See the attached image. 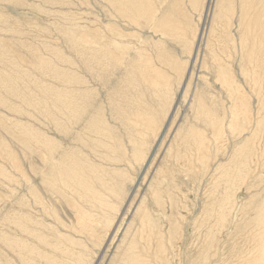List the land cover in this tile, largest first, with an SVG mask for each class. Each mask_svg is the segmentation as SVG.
Returning <instances> with one entry per match:
<instances>
[{
  "label": "rangeland",
  "instance_id": "rangeland-1",
  "mask_svg": "<svg viewBox=\"0 0 264 264\" xmlns=\"http://www.w3.org/2000/svg\"><path fill=\"white\" fill-rule=\"evenodd\" d=\"M175 1L176 0H148V7L155 9L159 17L169 14V10L173 6L184 7L190 14L189 20H192V36H194L195 31H204L203 28H205L206 38H208L211 30L213 29L214 43L212 42L209 51L206 48V41L205 44H203V48L201 49V53L199 55L198 64L197 62L195 63V71H191V74H194L192 75L193 77L190 74V82L193 84L192 85L190 83V100L187 103H182L181 101V104L177 106V109H179L176 117L177 119L175 120L174 125L170 129L168 128L167 141H165L167 143L161 141L159 148H157L155 152L153 151V145L157 140V137L158 140H160L159 136L162 134L164 128L162 125H165L164 122L167 119L166 118L162 120L163 117L161 116L163 124L161 123V128L158 131V133L161 134L156 136V134L150 133L145 139V142L148 144L147 153L149 151L148 157L146 158L147 160L138 161L135 159L134 162L133 160L130 162V160L127 159V155L125 156V163L124 161L119 162L118 166L131 172V174L128 172V179L132 180L138 176V181L136 182L137 184L133 185L135 187V193L133 195L135 197L132 201L133 206L132 208H128L130 206L129 202L127 205L128 207L124 208L125 211H122L123 214L121 213L119 215L117 224L114 227L115 230L111 231V235L107 237L104 245L100 248V250L102 249L103 251L100 252L96 245H94L95 243L89 241L86 238L85 242L88 245L87 247L89 250L87 255H90L91 260L95 258L92 264H129L126 263L124 259H121L123 248L118 250L119 246L121 245L120 243L124 239L125 246L129 244L128 242H136L135 240H137L136 244H139L141 236H143L146 241L141 240L142 242L140 241L139 248L143 256L142 260H147V264H235L236 261L242 259V257L246 254L248 244L252 246L250 233L257 225V222L259 221L257 219L258 217L260 218V213L262 211L264 212V158L257 161L253 159V164L251 163L249 167L244 166L249 162L251 156L249 149H252V146L245 147V145L248 144L252 139V134L256 128L258 127L257 129H259L260 127L264 126V61L262 64H260V67H257V65L253 67L248 60L244 59L246 58L244 55L242 57V54L240 53V44L238 42L236 43L237 50L239 48L238 53H236L234 50L233 45L228 46L224 42V28L229 24L231 17V14L228 12V10H226V2L224 3L223 8L220 9L221 0H212L210 15L208 16L203 27L200 25V28L202 27L200 29L198 28V25L200 24L198 21V14L195 12V9L193 10L191 7L189 3L190 0ZM237 1L238 0H236V2ZM108 4L109 3L105 2L104 0H52V2L50 0H0V12L2 11L5 21L8 23H4V30L1 32L2 39L5 42H3V49L6 48V51L4 50V52L6 53L7 57H9L6 58V62H0L1 65H3H0V73H3V75L5 74L4 76L6 77L10 75L12 76L13 70H15L17 65V69L22 70L23 73L26 72L28 77L27 86L28 88L32 89L30 90L29 94L33 95L36 101H39L40 103L38 108V106L27 101L25 97L21 96V99L12 97L8 91L0 89V96H2L0 100V164L2 167L4 166L3 168L6 167L7 172H11L13 176H16L17 174L12 167V162H24L26 164V168L30 169L28 170V174L32 175V180L37 184L40 183L43 187L42 178L39 176L37 180H35L34 172L37 170L35 167H31L32 165H30L33 164V166H37L36 147L33 143L34 141L31 140L33 138V133H37V130L41 132L43 130L42 134L47 138H54L58 141L63 140L64 147L67 146L65 140H68V138H65L64 140L63 133H61V135L55 134L51 129L48 120L44 118L43 109L49 104L42 101L41 98L49 99L50 97L46 96L45 92H42L39 88L41 87L43 89H50L56 92V90L59 88L64 87L65 81L62 80L61 76L69 72L70 64L72 62L79 63V61H81V54L73 47L74 44H79L81 42V34H84L85 32H91L93 35H95V37H97L96 35L102 36V33L106 32V35H109L110 32H108V28L105 25H110L114 22L110 26L121 29V34L124 36L120 38H122L121 40H123L125 44H120L119 48L126 46V44H131V46H128V48L131 47L130 49L131 54L133 53L132 55H137L138 50L142 51L143 49H147V47V54L151 55L154 53L152 47L153 42H158L160 36H155L150 30L146 29H139V31H136L135 27L137 26L131 25L129 23L131 20L128 17H122L120 14H117L115 9L110 4ZM174 12H178V8ZM111 18H113V20ZM130 18L132 19L131 16ZM101 19L102 21H100ZM143 20L144 21L141 20V26H144L146 23V19ZM189 20L183 19L181 23H188ZM238 25V16L235 13L232 15L231 27L233 29L230 28V31L231 34L236 37L235 40L237 39V41H239V38L241 37L240 32H242V29ZM98 27L105 29H103V31ZM80 29H82V31H80ZM237 35L240 36L238 37ZM69 36L71 37V40H68ZM71 41H74V44H70ZM160 41L161 46L158 45L159 47H166L169 52L175 54L179 62L181 61L180 63H183L187 66L185 62L188 60V57L186 56H189V51L192 45L191 47L186 48L185 46L171 40L170 38ZM111 47L114 48L113 45H111ZM132 47H135L136 49ZM229 48L230 52L234 54L232 55L233 58H230L229 54L227 56ZM210 53L217 55L216 60L222 65L224 73H228V76L231 78V85L233 89L238 92L240 97L248 103V108L251 110V114L247 116V114L241 113L239 115V120L241 124L243 123L242 125H240L239 120L233 122V109L235 103L234 91L231 92L230 88L223 86L217 80L218 73L220 72L217 67L218 62L215 59L213 60V58L209 55ZM43 61H47L49 63V67H52V69L55 68L57 72L52 73V69L43 67ZM74 66L76 67V70H82L80 69L79 65L75 64ZM108 69L109 70H106L105 72L106 75L110 76H108L110 80H108V84L107 82L96 83L91 81L87 72L84 71L83 75H86L87 81L85 86L94 91V99L91 110L98 108L103 110V118L106 124H108L110 127H113L114 125V127H117L118 132H120L122 130L123 122L122 120L117 119L113 105L109 104V102L110 99L111 101H115V97L122 93V97H120L119 102L124 105V108H126L127 111L130 108V98L128 95L125 96L123 94L126 92L125 89L127 87L125 82L127 67L123 64L113 63L108 67ZM115 69L118 70L115 71ZM242 69L244 70L245 74H242ZM257 69L258 73L257 76H255ZM171 70L173 71L172 73ZM172 75L176 77L173 81V84L175 92L178 95V88L182 75L178 72L175 73V71L170 68V76ZM17 82L22 83L20 81ZM94 83L101 84V86H96ZM22 90H24V88ZM97 90H101V92H103L99 93ZM198 92L204 94L205 99L207 100L206 103L208 108H213L209 109L211 114L210 116H208L207 113L202 112L201 109L197 112L191 108V103L193 102L191 99L193 94L196 95ZM149 96L150 94L148 92L147 96H144L145 98L143 97L145 101H150L152 99V96ZM103 107L104 109H102ZM223 108L225 110L224 112ZM214 111L216 113L219 112L220 114H216ZM212 112H214V114ZM224 115L226 116L227 120L225 119ZM222 116L224 117L221 118ZM242 118H244V121ZM211 119H219L221 123L223 122L222 125L225 127V129L223 138L221 140H216L215 135H212L213 130L211 129ZM231 122L233 124V128L230 129ZM175 124L177 125L175 126ZM41 125L43 127H41ZM191 127H198V131L203 132L205 137H209L205 140L208 143V156L210 157L208 162V164L210 163L209 166H207V164L205 167L200 160L198 161V153L195 146L198 141L193 143V145L190 147V145L186 143L187 141L183 139L184 134L187 132L186 129L189 130ZM179 128H181V132L178 135H181V137L177 136V138L174 139L173 137L176 135V131ZM77 130H81L80 127H78ZM118 132L116 131V133ZM118 134L119 136L121 135L120 133ZM168 140L171 142V144ZM105 141H112V139L106 138ZM179 141L182 143L179 154L181 157L186 156L187 163L181 162L176 158ZM123 142H125V150H128V154H132L134 151L133 143H130L127 138L123 140ZM262 144L263 145L261 147H257V150H260V152L264 151V143L262 142ZM31 146L32 148H30ZM64 150L65 148L61 149L60 153H62ZM97 150L101 154L93 153L90 150L88 153L90 157L92 156L93 159L96 158V160H99L97 162H100L98 156L101 155L103 157L106 153H103V149L97 148ZM153 152L154 154H152ZM235 154H238L240 165L243 164V173L241 176H238L237 171L231 169L234 167V160H236ZM114 155L119 156V151ZM151 155L152 160L148 164V160ZM129 162L131 166L129 165ZM136 164L140 166L138 167ZM125 166H127V168H125ZM257 173L259 174L258 176ZM1 179L3 178L0 176V231L3 229V218L6 217L7 214L9 215V212L12 213V211L16 210V202L18 200L17 198L19 197V191L16 185H13L10 190L8 186L6 187L2 183ZM154 192L157 194V196H154ZM6 196H9V198ZM121 196H123V194ZM226 197H229L230 204L223 211L221 210V204L222 200ZM57 199L59 200V197H57ZM60 201L61 200L58 202V205L60 206H58L59 208L57 207L58 213H62L63 219L68 221L65 223L66 225H74L73 218H71V214L73 213L72 210H70L71 208L65 204L64 199H62L61 202ZM139 207H141V215H137L136 213L138 212L137 210ZM225 214V220L221 221L223 215ZM144 215L146 217L145 222H143ZM120 223L123 224L121 228L119 227L121 230L118 229V233L115 234L116 228L120 225ZM58 225L60 226V224ZM65 230H63V234L65 232V234L72 236L70 234L72 233L71 229ZM68 231L71 232L69 233ZM126 232L127 235H125ZM152 233L153 235H151ZM114 234L115 237L113 238ZM149 235L152 237L151 240L148 238ZM161 238L164 241V248L166 249L165 252L157 254V244ZM110 240L113 241L111 242ZM150 243L154 245L152 249H150ZM92 244L95 246V248H93ZM144 257H147L145 258L146 260ZM15 258L16 257L13 251L0 244V264H20V260L17 258L16 260ZM89 260L90 259L88 257V264Z\"/></svg>",
  "mask_w": 264,
  "mask_h": 264
},
{
  "label": "bare ground",
  "instance_id": "bare-ground-1",
  "mask_svg": "<svg viewBox=\"0 0 264 264\" xmlns=\"http://www.w3.org/2000/svg\"><path fill=\"white\" fill-rule=\"evenodd\" d=\"M50 1L52 2V0ZM104 1L108 2L115 9V12L117 14H120L122 17L123 16L128 17L131 20L129 21V23L133 26H137L135 27L136 31H139V29L150 30L153 35L160 36V39L158 42H153V46H152L154 52L153 54L151 55L147 54L148 53L147 50L148 47H147V49H143L142 51L138 50L137 55H132L133 53L131 54V49H130L131 47L128 48V46H131V44H126V46L119 48L120 44H125V42L121 40L122 38H120V37H124L121 34V29L110 26L114 22L111 23L110 25L104 24L105 26H107L108 32H110L109 35H106V32H103L104 31L103 29L105 28L101 29L98 27L100 30H103L102 36L96 35L97 37H95V35H93L91 32H85L84 34H81L82 40L79 44L73 43L77 38L73 42L72 41L70 42V44L71 43L74 44V45L72 44L74 49H76L81 54L82 62L81 61H79V63L72 62L70 64L69 72L61 76L62 80L65 81L64 87L62 88L58 87L59 89L56 90V92L50 89H43L41 87L39 88L42 92H45L46 96L50 97L49 99L41 98L42 101L49 104L46 108L42 106L44 108L43 109L44 118L48 120L50 127L55 134L61 135V133H63L64 140L65 138L66 139L68 138V140H65L67 146L64 147L63 140L58 141L57 139L54 138L53 139L47 138L42 134L43 130L42 132L37 130V133H33V138L31 140L34 141L33 143L35 144L36 147L37 166H33V164L30 165H32L31 167H35L37 170L36 172H34L35 180H37L39 176L42 178L43 187L41 186L40 183L37 184L35 181L32 180L31 178L32 175L28 174V170L30 169L26 168V164L24 162H20V163L17 161L12 162L13 165L12 167L17 174L16 176H13V174L9 171L7 172L6 167L3 168L4 166L2 167V165L0 164L1 165L0 176L3 178L1 179L2 183L6 187L8 186L10 190L13 187V185H16L19 191L18 194L19 197L17 198L18 200L16 202L17 205L16 210L12 211V213L9 212V215L7 214V216L3 218L2 221L3 229L0 231V244L8 248L9 250L13 251L15 257L18 260H20L19 262L20 264H88V257L90 259L89 264H92L94 262L95 258L91 260L90 255L89 254L87 255V253H89V250L87 247L88 245L85 242L86 238L89 241L95 243L94 245H96V247L100 250V248L104 245L105 241L107 240V237L111 235V231L115 230L114 227L117 224L118 221L117 219L119 218V215L122 213V211L123 212L125 211L124 208L128 207L127 205L129 204V202H130V206L128 208H132L133 206L132 201L135 197L133 196L135 193V189H134L135 187L133 185L137 184L136 182L138 181L137 180L138 176L137 178H133L132 180L128 179L129 178L128 172L130 171L124 168L122 169L120 166H118L119 162L124 161L125 163V156L127 155H128L127 159L130 160V162L132 160L134 162L135 159L138 161L140 160L146 161L147 160L146 158L148 157L149 154V151L147 153L148 144L145 142L146 136H148V134L150 133L159 136L161 133H158V131L161 128L162 120L166 118L167 119L164 122L165 125H162L164 126V128L162 134L159 136L160 140H158L157 137V140L153 145L154 148L153 151L155 152V150L159 148L161 141L162 142L167 141V131L174 125L175 120L177 119L176 117L179 110L177 109V106L181 104V101L182 103L185 102L187 103L190 100L189 99L191 96L190 93L191 91L189 90L191 88L190 74L191 71L194 70L195 63L197 62L198 64L199 55L201 53V49L203 48V44H205L206 41V48L209 51L210 46L213 42V31H214L213 29L211 30L210 34L208 33L209 34L208 38H206L205 28H203L204 31H199V30L195 31L194 36H192L193 34V31L191 30L192 20L191 19L189 20L190 14L186 11L184 7L173 6L169 10V14H165L162 17H159L155 9L148 7L149 5L148 0H104ZM225 2L227 6L226 10H228V12L231 14V17L229 20V24L224 28V32H223L224 42L228 46L233 45L236 53L239 52L238 51L239 48L237 50L236 47V43L238 42L240 44V53L242 54V57L244 55V57H246L244 59L248 60L253 67L256 65L257 67H260L261 66L260 64H262V62L264 61V0H238L237 2L236 0H221L220 9L223 8ZM189 3L193 8V10L195 9V12L198 14V21L200 23V24L198 23L199 25L197 24L198 28H200V25L203 27L204 23H206L207 21L208 16L210 15V11L212 8V0H190ZM175 8L176 9L178 8V12L176 13L174 12L176 11ZM235 13L238 16V22H239L238 26H240V28L242 29V32H240L241 37L239 38V41H237V39L235 40L236 37H234L230 31V28H232L231 27L232 15ZM130 16L132 17V19L130 18ZM102 19L100 21H102ZM111 19L113 20V18ZM143 19H146V23L144 26H141L140 23L141 20L144 21ZM183 19L189 20V22L181 23ZM5 22H6L5 17L1 11L0 12V62L2 63L6 62L5 61L7 60L6 58H9L4 52V50L6 49V48L3 49L5 42L3 41L1 35V32L4 30ZM80 31H82V29H80ZM68 38H69L68 40H71L70 36ZM166 38H170L171 40L185 46L186 48H189L192 45L189 51L190 53L189 56H186L188 57V60H186L185 62L187 66L183 63H180L181 61L179 62L175 54L169 52L166 47H164L163 45H162L163 47L158 46V45L161 46L160 40ZM111 45H113L114 48L111 47ZM132 48L136 49L135 47ZM230 48L227 52V56L229 54L230 58H233L232 55L234 54L230 52ZM209 55L213 58V60L217 59L216 54L210 53ZM113 63L123 64L126 65L127 67V73L125 76V82L127 87L125 89L126 92H124L123 94L125 96L128 95V97L130 98L129 100L130 108L129 109L127 108L128 109L127 111L126 108H124V105H122L121 102H119L120 97H122L121 96L122 93L118 95L119 97L118 96L115 97L116 98L115 101L113 100L111 101L110 99L109 102V104L113 105L117 119L122 120L123 122V126L121 125L122 130L120 132H118L117 127H114V125L113 127H110L108 126V124H106L103 118V112H102L103 110H100L99 108L91 110L92 102L94 99L93 97L94 91L90 90L85 86V84L87 83L86 75L85 76L83 75L85 71L87 72L91 81H94L96 83L107 82L108 84L109 75H106L105 72L106 70L107 71L109 70L108 67ZM75 64L79 65L80 69H82L83 71L76 70V67L74 66ZM217 64H218L217 66L218 70H220V72L218 73L217 80L223 86L230 88L231 92L234 91L235 103L233 109V114H234L233 122L238 121L240 119L239 115L241 113L247 114L248 116L251 114V110L248 108V103L240 97V94L238 92H236L233 89L231 85L232 80L228 76V73L226 74L224 73V69H222V65L219 64V62ZM42 66L47 69H52V67H49V63L47 61H43ZM170 68L173 69L175 73L178 72L181 73L182 75L181 82L179 83L178 95L175 92V88L173 84V81L175 80L176 77L173 75L170 76ZM116 70L118 69H115V71ZM51 72L55 73L57 72V70L54 68L52 69ZM172 72L173 71L171 70V73ZM257 73H258V69L256 71L255 76H257ZM242 74H245L243 69H242ZM4 75L3 73L2 74L0 73V89H4L8 91L12 97H17V98H20L21 96L25 97L27 101L33 103L39 108L40 106L39 101H36L35 97L29 94L30 90L32 89L28 88L27 86L28 77L26 75V72L23 73L22 70L17 69V65H16L15 70H13L12 76L10 75L6 77ZM192 75L194 74H191V76ZM17 81H20L22 83H18ZM95 85L101 86V84H95ZM22 87L24 88V90H22L23 89ZM97 91H99V93L101 92V90H97ZM148 92L150 96H152V99L150 101H145L144 96H147ZM193 97L191 99V101L193 102L192 103L190 102L191 108L197 112L201 109L202 112L207 113V115L210 116L211 114L209 109H211L212 107L208 108L206 103L207 100L205 99L204 94L198 92L196 95L193 94ZM1 98L2 96H0V100ZM102 109H104V107ZM224 111L225 110L223 108V112ZM214 112L212 113L214 114ZM161 116L163 117L162 120H161ZM224 116H222L221 118H223ZM242 119L244 121V118ZM222 123L220 122L219 119L217 120L211 119V129L213 130L212 135H215L216 140H221L223 138L225 127H223ZM242 124L240 122V125ZM176 125L177 124H175V126ZM41 127L43 126L41 125ZM78 127H80L81 130L78 131L77 130ZM231 128H233L232 122L230 124V129ZM257 128L252 134L251 137L252 139L250 140V142L245 145V147L252 146V149H249L251 154L249 162L244 165L247 167L250 166V164L253 162V159L257 161L260 159L262 160V158H264V151L260 152V150H257V147L258 146L261 147L263 145L262 142L264 143V126L260 127L259 129ZM197 129L198 127L197 128L191 127L189 130L186 129L187 132L184 134L183 139L187 141L186 143L190 145V147L193 145V143L198 141V143H196L197 145L195 144L198 153V161L200 160L206 167L210 157L208 156V143L205 140L206 138L209 137H205L204 133L198 131ZM116 131L121 135L119 136V134L116 133ZM180 132H181V128H179L176 131V135H174L173 138L176 139L177 136L181 137V135L180 136L178 135ZM106 138H110L112 139V141H105ZM126 138L130 141V143H133L134 145V151L132 154L130 153L128 154V150L127 149H126L127 151L125 150V142H123V140H125ZM181 145L182 143L181 141H179L178 153L176 155V158L181 162L187 163L186 156L181 157V155L179 154ZM30 148H32V146ZM63 148H65V150L62 153H60V150ZM97 148L103 149L104 150L103 153L108 154V155L104 154L103 157L99 155L98 158L100 159V162H97L99 160H96L95 157H94L95 159H93L92 156L90 157L88 153L89 150L93 153H100L97 150ZM118 151H119V156L114 155ZM154 152L152 154H154ZM235 158L236 160H234L233 162L234 167L231 169L237 171L238 176H241V174L243 173V167H242L243 164L240 165L238 154H235ZM151 160H152V155L148 160V164L149 162H151ZM209 165L210 163L207 166ZM125 168H127V166H125ZM258 175L259 174L257 173V176ZM122 194L123 196H121ZM153 194L154 196H157L155 192ZM6 197L9 198V196ZM57 197H59V200L61 201L62 199H64L65 204H67L68 207L71 208L70 210H72L73 213L70 214L72 215L71 218H73L74 225L72 224H69L70 226L66 225L65 223L68 221H65L63 219L62 213L60 214L58 213L57 207L60 205H58L59 200L57 199ZM229 204H230L229 197L224 198L222 200L221 210L224 211V209H226ZM137 211H138L136 212L137 215H141L140 214L142 213L141 207H139ZM225 217L226 214L223 215L221 221H224ZM257 220H259L257 222V225L252 229V231L250 230L251 231L250 240L252 246L248 244L246 254L242 257V259L236 261L235 264H264V212L263 211L260 213V218L258 217ZM145 221H146V217L144 215L143 222ZM58 224H60V226ZM122 225L123 224L120 223V225L116 228L115 234L118 233L117 231L119 227L121 228ZM65 229H71L72 233H70L71 231L68 232L72 236H70L69 234H65V232L63 234V230ZM127 232L125 233V235H127ZM115 234L113 238L115 237ZM151 235H153V233ZM148 238L150 240L152 239L150 235ZM141 240H145V238L141 236ZM135 241L136 242H131V243L128 242L129 244L126 246L124 245L125 244L124 239L121 241L120 243L121 245L118 248V250L123 248L121 259L122 260L124 259V261H126V263L129 264H147L148 261L145 259L147 257H144V259L147 262L142 260L143 256L139 248L140 241L139 244H136L137 240ZM94 245L93 248H95ZM153 246L154 245L150 243V249H152ZM164 246H165L164 241L161 238L159 243L157 244L156 253L158 252L157 254H160L165 252L166 248H164ZM101 251L103 250L101 249L100 252Z\"/></svg>",
  "mask_w": 264,
  "mask_h": 264
}]
</instances>
